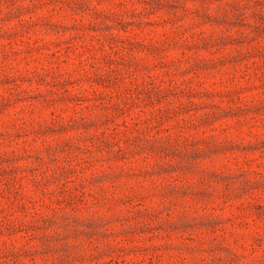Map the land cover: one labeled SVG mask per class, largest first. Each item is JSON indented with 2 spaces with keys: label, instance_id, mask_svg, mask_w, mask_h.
Instances as JSON below:
<instances>
[{
  "label": "rangeland",
  "instance_id": "obj_1",
  "mask_svg": "<svg viewBox=\"0 0 264 264\" xmlns=\"http://www.w3.org/2000/svg\"><path fill=\"white\" fill-rule=\"evenodd\" d=\"M0 264H264V0H0Z\"/></svg>",
  "mask_w": 264,
  "mask_h": 264
}]
</instances>
